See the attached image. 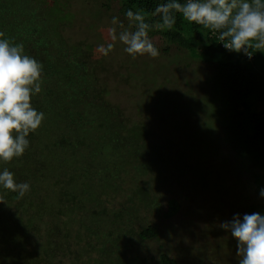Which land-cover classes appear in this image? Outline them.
Instances as JSON below:
<instances>
[{
  "label": "trees",
  "instance_id": "trees-1",
  "mask_svg": "<svg viewBox=\"0 0 264 264\" xmlns=\"http://www.w3.org/2000/svg\"><path fill=\"white\" fill-rule=\"evenodd\" d=\"M32 2L0 0V32L43 65L42 91L31 102L45 113L24 155L0 162V169L31 186L24 197L0 189V264H178L168 254L144 252V243L160 238L161 230L137 214L161 213L155 192L169 182L173 169L181 173L187 167L184 153L175 151L170 139H154L144 124L131 123L106 100L109 89L100 82L109 71L105 61H93L92 46L70 45L64 35L74 16L68 1H48L43 14L30 8ZM95 2L107 10L117 2L122 16L128 9L141 11L153 25L149 36L160 35L168 47L216 65L211 84L220 103L213 113L231 151L258 169L253 180L260 192L264 49H250V57L230 51L215 33L178 13L172 29H158L155 9L165 0ZM142 184L149 190H139ZM129 186L136 188L130 195L135 204L110 209V198L127 194ZM167 202L164 217L172 219L181 206L177 199ZM252 212L264 214V203L248 207L246 213Z\"/></svg>",
  "mask_w": 264,
  "mask_h": 264
},
{
  "label": "rangeland",
  "instance_id": "rangeland-1",
  "mask_svg": "<svg viewBox=\"0 0 264 264\" xmlns=\"http://www.w3.org/2000/svg\"><path fill=\"white\" fill-rule=\"evenodd\" d=\"M48 1L33 0L30 8L43 14ZM51 1L69 2L66 5L74 16L64 35L70 45L92 46V60L105 61L109 71L100 82L108 86L106 100L131 123L144 124L156 135L154 139L175 142V151L184 153L187 160V167L181 173L173 169L169 182L155 192L161 213L148 209L137 214L161 230L160 238L144 243V252L168 254L178 264H238L237 242L220 225L236 214L242 218L248 207L263 204L264 198L254 185L258 169L231 151L221 121L213 113L214 105L220 103L211 84L216 65L193 60L179 46L168 47L160 35L150 36L160 52L155 58L133 59L118 40L112 52L103 56L96 49L106 43L112 17L129 27L119 4L113 3L107 10L95 0ZM129 188L127 194L110 198V209L135 204L130 195L136 188ZM147 189L142 184L139 190ZM170 199H177L181 208L172 219H166ZM141 219L132 222L139 224Z\"/></svg>",
  "mask_w": 264,
  "mask_h": 264
},
{
  "label": "clouds",
  "instance_id": "clouds-1",
  "mask_svg": "<svg viewBox=\"0 0 264 264\" xmlns=\"http://www.w3.org/2000/svg\"><path fill=\"white\" fill-rule=\"evenodd\" d=\"M155 12L160 17L155 24L158 29H172L178 13L189 24L215 33L230 51L250 57V49H264V4L259 0H165ZM125 16L129 27L113 16L106 29V43L99 44L96 51L108 56L118 40L133 59L159 56L149 36L153 25L146 22L144 14L128 9ZM133 25L134 30H129ZM42 70V63L27 54L22 43H13L0 32V162L22 157L30 146L29 135L45 118L31 102L42 91ZM30 187L27 182H17L13 171L0 169V189L24 197ZM259 195L264 198V188ZM220 226L237 242L238 264H264V214L246 213L242 218L236 214Z\"/></svg>",
  "mask_w": 264,
  "mask_h": 264
},
{
  "label": "built area",
  "instance_id": "built-area-1",
  "mask_svg": "<svg viewBox=\"0 0 264 264\" xmlns=\"http://www.w3.org/2000/svg\"><path fill=\"white\" fill-rule=\"evenodd\" d=\"M249 57V56H248Z\"/></svg>",
  "mask_w": 264,
  "mask_h": 264
}]
</instances>
